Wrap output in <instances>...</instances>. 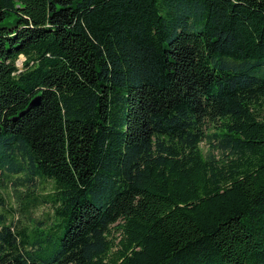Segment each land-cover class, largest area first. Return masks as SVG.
I'll return each mask as SVG.
<instances>
[{"label":"trees","instance_id":"1","mask_svg":"<svg viewBox=\"0 0 264 264\" xmlns=\"http://www.w3.org/2000/svg\"><path fill=\"white\" fill-rule=\"evenodd\" d=\"M3 182L0 264H264V0H0Z\"/></svg>","mask_w":264,"mask_h":264},{"label":"rangeland","instance_id":"2","mask_svg":"<svg viewBox=\"0 0 264 264\" xmlns=\"http://www.w3.org/2000/svg\"><path fill=\"white\" fill-rule=\"evenodd\" d=\"M5 24L7 26H10L11 24H13V19H8ZM22 61L23 58L20 57L17 61L18 68H21ZM200 147L202 153L205 155H207L208 153H212V155H214L216 159H220L223 156L220 150L208 147V144L205 142H203ZM38 188L39 189L36 190V193H42L41 191L48 192L50 190V183H47L43 188L42 186H39ZM0 191L5 200V207L2 212L6 213L8 215V218H10L9 216H11V214H14V223H17V219H19L21 225H27L29 227H31L33 223L38 222L48 224L49 217L51 216V210L48 206H41L39 208L29 209L27 213L21 215L20 209L23 207V197L20 196L18 192H15L12 189L10 183L3 182L0 187Z\"/></svg>","mask_w":264,"mask_h":264}]
</instances>
